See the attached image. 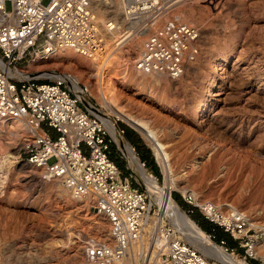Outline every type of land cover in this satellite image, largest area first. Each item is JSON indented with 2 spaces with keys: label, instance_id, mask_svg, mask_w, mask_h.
Segmentation results:
<instances>
[{
  "label": "rangeland",
  "instance_id": "1",
  "mask_svg": "<svg viewBox=\"0 0 264 264\" xmlns=\"http://www.w3.org/2000/svg\"><path fill=\"white\" fill-rule=\"evenodd\" d=\"M182 1L178 15L183 22L201 31L196 68L186 67L177 80L162 75L163 84L144 75L145 81L141 83L132 80V76H138L132 69L136 57L126 61L119 51L111 58L110 96L120 109L131 105L134 108L131 113L157 132L170 155L172 174L182 177L181 182L188 189L185 195L194 192L199 202L210 203L223 211L236 208L249 220L247 237L260 235L257 228L264 229V0ZM6 8L10 11L9 4ZM216 55L230 56V63L214 89L207 111L198 118L193 110L201 99V87L209 82L207 68ZM30 64L21 67L33 72L35 69L30 68ZM43 66L75 74L80 83L90 84L93 93L98 88L82 65L71 66L67 62L60 65L51 59ZM92 99L102 108L96 98ZM117 126L124 130V143L134 148L146 172L159 184H165V175L149 144L121 120H117ZM137 138L149 150L152 164L144 163L138 146L128 141ZM24 140L10 148L9 152L17 155L13 167L9 163L4 165L8 175L0 193L2 264H84L91 247L109 244L105 243L102 230L97 228L101 220L94 209H81L67 198H61L54 187L57 179H47L42 172L23 163L18 154ZM110 151L124 175H131L134 186L145 190L138 173L126 168L127 160L119 157L114 145ZM194 160L195 166L191 167L189 164ZM170 195L190 219L195 216L204 220L200 209L186 204L181 192L173 189ZM156 210L153 205L151 214L163 219L162 223H173L172 218ZM205 221L204 224H211ZM216 228L219 240L234 248L232 253L238 260L247 264L262 263L263 236L258 241L257 255L244 259L243 246L247 238H234ZM213 242L218 243L216 237ZM10 246L13 247L11 252L8 251ZM164 255L162 252V262H165ZM208 261L219 264L213 259ZM119 264L147 263L144 256L124 259Z\"/></svg>",
  "mask_w": 264,
  "mask_h": 264
},
{
  "label": "built area",
  "instance_id": "2",
  "mask_svg": "<svg viewBox=\"0 0 264 264\" xmlns=\"http://www.w3.org/2000/svg\"><path fill=\"white\" fill-rule=\"evenodd\" d=\"M110 1L114 0H0V120L19 121L31 134L18 154L25 165L47 179L61 180L74 199L93 196L94 211L107 219L113 246L91 247L84 264L124 261L142 235L146 215L152 212L150 194L134 186L132 176L124 175L113 159V145L119 157L126 159L120 148L125 132L117 126V138L110 133L90 89L67 71L28 72L21 65L48 60L61 50L94 62L111 59L123 45L127 48L140 38L142 50L132 69L177 80L188 63L196 60L201 36L195 25L178 17L165 18L163 0H119L114 18L96 9ZM101 80L96 77L97 87ZM126 168L131 169L128 161ZM184 201L199 208L204 220L225 233L247 238L244 259L252 258L262 235L247 237L248 222L240 215H229L210 203L200 207L189 194ZM175 233L176 225L164 222L154 225L150 235L152 244L166 251V263H209L190 244L174 238ZM208 237L215 240L212 233ZM217 244L233 254L234 248L225 241ZM2 247L0 238V260Z\"/></svg>",
  "mask_w": 264,
  "mask_h": 264
},
{
  "label": "bare ground",
  "instance_id": "3",
  "mask_svg": "<svg viewBox=\"0 0 264 264\" xmlns=\"http://www.w3.org/2000/svg\"><path fill=\"white\" fill-rule=\"evenodd\" d=\"M163 1L167 5L165 18H168L171 14L173 17H178L183 21L182 17L178 15V13H180L179 8L183 1L180 0L179 3H173V0ZM96 9L102 14V16L104 15L110 18H114L119 12V0L110 1L108 5H96ZM128 44L129 45L127 46V48H125V45L122 46L120 50L121 56L124 57L126 61H132L135 57V59H137L138 55L142 50V40H140V38H137V40L131 41ZM51 59H54V61H58L60 65H62V63L64 62H67V64L71 66L76 64L82 65L89 71L90 77L92 79H96V77L100 76L102 80L100 81L101 83L99 84V87L97 88L96 92L93 93V91H89L91 93V96L96 98L101 104L102 108H104V110L106 111V113L104 112V115L106 116L105 125L109 129L110 133L115 138H117V124L115 123V121L121 120L122 122L126 123L131 128H133L136 132H138L143 137V139L149 144L157 158L158 164L163 170L166 179L165 184H159L154 176L146 172V170L142 167L141 163L139 162L137 155L135 154V152L132 151L131 146H129L127 143H124V146L121 148L131 168L138 173L139 178L141 179L146 188L145 190L149 192L151 205H154L156 207V212H160L164 216L172 218L173 223L176 225L177 228V233H175L174 238H177L190 244L206 259H213L219 264H247L245 261L238 260V258L234 254L226 253L221 246L212 242L209 239L208 235L203 232L201 228H199L198 225L195 224L186 214H184V212L180 210L181 207L179 208L176 202L172 199L170 193L173 189L178 190L184 196L188 192V189L182 184V177H175L172 174L171 167L169 164L170 155L168 154L165 144L160 140V137L158 136L157 132H155V130L150 125L142 123V121H140L131 113V111L134 110L131 105H126L123 109H120L119 104H117L115 100L111 99L109 89L111 88L110 75L112 73L113 60L110 58H106L104 60L94 62L86 59L89 62L87 63L85 61V58L75 54L74 52L70 50H61L55 53L52 58L48 60L37 61L34 64H30L29 67L35 69L34 71H41L45 68H49L48 66L43 65L48 64L49 60ZM195 61L188 63L187 67L192 66L196 68L198 63L197 61ZM229 63L230 56L223 57L221 55H216L211 60L206 72V78L209 80V82L207 83V86L203 88L201 87V90L199 91L201 92V99L197 101V104L195 105V108L193 110V114L195 117L202 118L204 113L207 111L214 94V89L216 88L217 84L223 79V74L225 73V70L228 67ZM62 71L66 70L63 69ZM72 75L74 77V80L80 83V78L75 74ZM137 75L138 76H132V80L144 83V75L139 73H137ZM149 76L152 77V80L155 83L163 84L164 82L162 81L163 78L160 77L162 75ZM168 85L170 87H173L170 84ZM86 86L90 89V84L88 82H86ZM174 89L177 88L174 87ZM112 116L115 118V121L111 120L110 117ZM30 137L31 134L19 121L4 122L0 120V193H2V189L5 184L6 177L8 175V171L5 172L4 170V165L5 163H9V165L13 167L12 165L14 163V160L17 159V155L9 152L10 148L17 145L18 142L22 141L23 139H25L24 141L29 140ZM189 165L191 167L195 166V160L192 161ZM57 181V183H54V187L61 198H67L68 202L75 205H79V208L81 209H93L95 205V200L93 196L88 195L79 199H74L69 193V191L65 188L62 181L58 179ZM191 196L194 198L195 203L200 207H204L206 204H208L207 202H199L198 195L194 192L191 194ZM210 205L212 207H215L212 204ZM230 213H234V215H240L241 218L248 222V226H250L248 218L241 212L236 210V208L230 210L228 214L230 215ZM97 217H99L101 220V222L98 221L99 223L97 224V228L100 231L102 230V234L106 241L105 243H109L107 244V246H113L114 242L110 236L109 224L107 219L100 214H97ZM99 218L97 219L99 220ZM160 220L162 223L163 219L156 217V214L152 215L151 212L146 215L142 235L137 242L132 244L129 254L125 259L130 260L131 257L139 259L145 256L147 264H168L166 263V260L165 262H162L161 258V253L164 252L166 254V251L158 250L157 247L159 246L153 245L150 239V235L152 233L154 225L159 224ZM257 232L264 237V229H260V227H258ZM11 247L12 246L8 247V251L11 250ZM262 247H264V245ZM2 252L3 250L1 251V256ZM254 255L256 256L257 253H253V256ZM260 258L262 260L261 264H264V256H261ZM0 264H2L1 260Z\"/></svg>",
  "mask_w": 264,
  "mask_h": 264
},
{
  "label": "trees",
  "instance_id": "4",
  "mask_svg": "<svg viewBox=\"0 0 264 264\" xmlns=\"http://www.w3.org/2000/svg\"><path fill=\"white\" fill-rule=\"evenodd\" d=\"M128 141L133 145H135V146H138V150L140 151V154H141V158H142V160H143V162L145 163V162H148V163H150V164H152V157H151V155H150V152H149V150L148 149H146L145 148V146L144 145H142V142H141V140L139 139V138H137L136 140H132V139H128ZM142 148V149H141ZM153 165H154V163H153ZM191 220L195 223H197V225H198V227L199 228H201V230L203 231V232H206V234L208 233V234H211L212 232L214 233V235H215V237L217 238V240H218V242L219 241H222V240H219L220 239V236H219V233L217 232V228L216 227H213L211 224L210 225H206V224H204L203 223V219L201 218H195V216H193L192 218H191ZM206 223H208L207 221H205ZM195 223V224H196ZM207 234V235H208ZM233 248V247H232Z\"/></svg>",
  "mask_w": 264,
  "mask_h": 264
}]
</instances>
